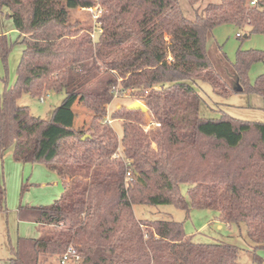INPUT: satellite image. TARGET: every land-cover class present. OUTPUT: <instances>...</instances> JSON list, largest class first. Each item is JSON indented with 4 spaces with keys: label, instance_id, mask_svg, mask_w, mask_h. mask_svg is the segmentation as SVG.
<instances>
[{
    "label": "trees",
    "instance_id": "1",
    "mask_svg": "<svg viewBox=\"0 0 264 264\" xmlns=\"http://www.w3.org/2000/svg\"><path fill=\"white\" fill-rule=\"evenodd\" d=\"M93 8L100 14L92 36L69 19L72 10ZM3 9L23 52L14 84L0 94V161L11 151L15 162L56 173L63 188L49 206H18L17 220L41 234L18 238L9 264H59L68 251L79 258L68 264H239L237 246L194 244L182 223L138 220L134 205L211 210L223 224H243L252 260L261 262L264 122L201 117L196 87L207 84L219 97L257 95L264 111V51L239 47L231 62L220 46L206 47L221 25L245 39L264 35V0H217L192 20L179 0H0ZM11 47L0 33L4 64ZM254 63L263 72L251 83ZM116 87L130 89L147 112L125 105L108 112ZM50 92L65 98L49 120L16 104L22 94ZM77 97L93 115L83 132L55 121ZM106 117L121 121V138ZM148 121L158 126L145 132ZM5 198L0 182V213Z\"/></svg>",
    "mask_w": 264,
    "mask_h": 264
},
{
    "label": "rangeland",
    "instance_id": "2",
    "mask_svg": "<svg viewBox=\"0 0 264 264\" xmlns=\"http://www.w3.org/2000/svg\"><path fill=\"white\" fill-rule=\"evenodd\" d=\"M217 0H201L197 5L191 7L186 0H179L180 8L188 19L195 17L196 10H201L208 3ZM5 9L0 14V33L7 35L12 43L5 64L0 60V94L5 86H11L16 80V73L21 60L23 45L18 41V34L13 30L12 21L5 17ZM70 22H79L92 34L97 31V24L93 19V13L89 10L75 9L70 11ZM241 34V39L236 34ZM245 33L231 25H221L213 29L211 38L206 47L220 46L227 58L233 62L235 53L240 47L243 50L264 51V35H251L244 38ZM261 63H254L249 71L248 78L251 83L262 74ZM197 90L203 102L200 106V116L207 119H217L226 114L234 119L248 122H264V111L262 100L257 95L231 94L226 97L215 96L207 84L198 83ZM44 101L22 94L16 101L20 107H27L30 114L42 120L52 118L54 110L59 107L65 98L63 92H50ZM44 99V97H42ZM77 99H79L77 97ZM132 99L127 97L115 98L108 106L109 110L116 109L117 105L128 106ZM115 129L118 138L122 135V124L113 122L111 127ZM86 130V129H85ZM85 130H81L82 132ZM9 152V151H8ZM7 152V153H8ZM6 153V154H7ZM0 161V182L5 189L6 199L4 212L0 213V264H9L11 248L16 244L18 238H38L36 225L17 220L16 210L18 206H49L57 200L63 190L60 183L54 181V174L45 172L39 164H21L3 159ZM188 185H180V193L188 201L186 194ZM134 216L141 221L173 220L182 223L184 232L190 237L194 244L227 243L237 246L239 251V264H252L253 245L246 236L243 224H223L221 230L217 228L214 219L216 212L205 209H190L188 213L173 205H134ZM259 254V253H257Z\"/></svg>",
    "mask_w": 264,
    "mask_h": 264
},
{
    "label": "crops",
    "instance_id": "3",
    "mask_svg": "<svg viewBox=\"0 0 264 264\" xmlns=\"http://www.w3.org/2000/svg\"><path fill=\"white\" fill-rule=\"evenodd\" d=\"M238 34H236L237 36ZM49 95L46 94L44 96V99L43 101L48 98ZM120 105H117L115 108H118ZM107 110L108 112H110L111 110L108 109L107 107ZM93 118V115L90 114L89 112H86L82 107H81V104L79 102V99L78 100H71L67 105H66V108H62L60 109L56 114H55V121L65 125V126H69V127H72L74 128L75 130H85L88 128L90 122H91V119ZM113 122H118V123H121L120 120H116V121H112L111 122V125ZM113 128V126H112ZM113 130L115 131V129L113 128ZM116 133V131H115ZM117 134V133H116ZM8 159V160H12L10 161L12 164L16 165V163L18 162H15L12 158V152L9 151L7 154L4 155L3 159ZM2 159V160H3ZM1 160V165L4 164V162ZM22 164V163H21ZM34 165V164H33ZM43 169L45 170V172L49 173V174H54L53 176H55L53 179L54 181H56V184L60 183L61 184V180L60 178L56 175V173H54L53 171H50L49 169H47L45 166H43ZM62 185V184H61ZM63 190V188H62ZM6 199V198H5ZM214 219L217 223V228L219 230H221L222 228V225L223 223L219 222L217 220V215L214 216ZM33 224V223H32ZM36 225V224H34ZM227 225V224H226ZM37 227V232L38 234L40 233L39 232V229H38V225H36ZM258 256L260 257L261 259V262L258 263H254L253 260H252V264H264V251H261V252H258Z\"/></svg>",
    "mask_w": 264,
    "mask_h": 264
},
{
    "label": "built area",
    "instance_id": "4",
    "mask_svg": "<svg viewBox=\"0 0 264 264\" xmlns=\"http://www.w3.org/2000/svg\"><path fill=\"white\" fill-rule=\"evenodd\" d=\"M255 3H256V0H250V5H255ZM82 10H89V11H92V13H93V19H94V21L96 22V20H97L99 14H100V9H99V8H93V9H82ZM96 24H97V23H96ZM97 27H98V24H97ZM92 36H93V34H92ZM237 36H239V34H238ZM131 93H132V91H131L130 89L122 90V89H120V88H118V87H116V88L113 89L114 99H115V98H121V97H122V98H123V97H127V96H129ZM40 99H41L40 101H43V98H40ZM104 121H106V122H108V123H110V124H111V122H112L111 120H109L108 117H106V118L104 119ZM157 126H158V124H155V123L152 122V121H148V122L146 123V125L144 126V131H145V132H148V131H150L152 128L157 127ZM126 163L128 164L129 161L126 160ZM127 177H129V173H127ZM73 259H74L73 263H77L78 260H79V258H78L77 256H75V254L73 253V251H68V253H66L65 255L62 256L61 261H60L59 264H68V263H70V261L73 260Z\"/></svg>",
    "mask_w": 264,
    "mask_h": 264
},
{
    "label": "water",
    "instance_id": "5",
    "mask_svg": "<svg viewBox=\"0 0 264 264\" xmlns=\"http://www.w3.org/2000/svg\"><path fill=\"white\" fill-rule=\"evenodd\" d=\"M127 109L129 110H139L141 111L142 113H146L147 112V108L145 107V105L143 103H141L140 101H133L132 103H130L128 106H127ZM86 136L82 137V140L85 139Z\"/></svg>",
    "mask_w": 264,
    "mask_h": 264
}]
</instances>
